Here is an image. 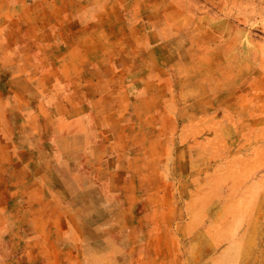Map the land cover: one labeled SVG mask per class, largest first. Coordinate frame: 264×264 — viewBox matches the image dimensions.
I'll use <instances>...</instances> for the list:
<instances>
[{
    "label": "crops",
    "instance_id": "1",
    "mask_svg": "<svg viewBox=\"0 0 264 264\" xmlns=\"http://www.w3.org/2000/svg\"><path fill=\"white\" fill-rule=\"evenodd\" d=\"M90 2L85 16L70 6L58 22L40 10L56 9L59 0H0V171L5 172L0 184L7 187L3 212L13 217L3 224L13 231L5 240L9 251L21 244L29 264H126V257L131 264H216L221 254L190 239L189 224L179 226L175 243L168 225L158 222L155 203L148 223L146 213L136 212L143 198L157 197L151 188L142 189L145 165L136 143L142 117L157 113L143 115L139 108L145 100L158 101V90L168 88L169 68L155 48L151 64L141 68L144 80L97 78L95 72L139 66L126 64L124 43L111 47L110 25L94 21ZM33 7L40 16L31 15ZM79 22L86 31L96 24L97 31L78 41ZM137 28L149 38L161 32L169 43L172 23ZM120 32L117 39L123 40L124 27L118 25ZM99 81H107L109 89L93 94ZM64 87L69 90L62 96L46 90ZM165 92L161 102H173V91ZM127 137L133 142L127 144ZM252 230L248 257L264 264V227ZM15 260L13 255L4 262Z\"/></svg>",
    "mask_w": 264,
    "mask_h": 264
},
{
    "label": "rangeland",
    "instance_id": "2",
    "mask_svg": "<svg viewBox=\"0 0 264 264\" xmlns=\"http://www.w3.org/2000/svg\"><path fill=\"white\" fill-rule=\"evenodd\" d=\"M89 1L59 0L56 9L40 11L48 21L59 22L70 6L85 16ZM89 6L94 21L110 25L111 47L124 43L129 52L126 64L139 66L95 72L97 78L142 77L141 68L151 64L149 54L155 48L164 53L161 57L169 68L168 88L158 90V101L139 105L143 115L149 110L157 113V117H142L136 138L145 165L142 189L151 188L157 197L143 198L137 214L146 213L143 222H150L153 215L147 212L155 203L156 218L168 225L173 242L179 239V226L189 224L190 239H200L204 249L221 254L216 264H252L248 257L254 243L252 229L264 227V0H92ZM30 10L33 16L41 15L38 7ZM166 20L172 23L169 43L161 32L149 38L137 28ZM78 25V41L97 31L96 24L87 31L85 23ZM118 25L124 27L123 40L117 39L122 34L117 33ZM53 89L60 96L69 90L46 88ZM107 89V81H99L91 92ZM167 90L173 91V102H161ZM135 93L130 89L131 95ZM132 142L127 137L126 143ZM0 192V264L13 255V264H29L23 260L21 244L9 251L5 240L13 231L3 224L13 217L3 212L5 184H0ZM131 262L126 257V264Z\"/></svg>",
    "mask_w": 264,
    "mask_h": 264
}]
</instances>
